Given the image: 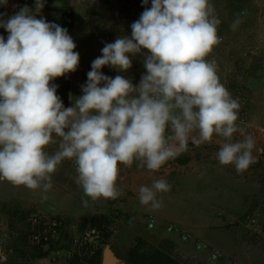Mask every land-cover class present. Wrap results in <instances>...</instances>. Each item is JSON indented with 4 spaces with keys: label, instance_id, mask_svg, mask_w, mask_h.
<instances>
[{
    "label": "clouds",
    "instance_id": "obj_1",
    "mask_svg": "<svg viewBox=\"0 0 264 264\" xmlns=\"http://www.w3.org/2000/svg\"><path fill=\"white\" fill-rule=\"evenodd\" d=\"M43 6L44 0H35L37 13ZM219 24L210 0H152L131 24V37L105 44L83 94L65 108L50 82L79 64L67 29L37 19L27 6L7 19L0 14V28L8 33L6 40L0 36V180L47 191L57 166L74 160L75 182L84 194L114 200L122 194L116 186L120 165L137 162L138 168L158 171L189 141L199 146L214 135L225 140L218 162L246 170L254 162L255 142L251 136L232 142L240 105L220 82L215 61L206 59L221 42ZM145 50L146 74L138 86L100 71H127L129 54ZM57 143L49 154L48 146ZM170 187L164 179L141 186L139 201L158 209L157 193Z\"/></svg>",
    "mask_w": 264,
    "mask_h": 264
},
{
    "label": "rangeland",
    "instance_id": "obj_2",
    "mask_svg": "<svg viewBox=\"0 0 264 264\" xmlns=\"http://www.w3.org/2000/svg\"><path fill=\"white\" fill-rule=\"evenodd\" d=\"M151 3L152 0H148L147 5L143 0H44L43 8L37 13L35 0H7L6 5L0 6V14L7 19L27 6L37 19L43 18L46 22L67 29L76 44L74 51L79 53V64L69 78L62 76L53 80L57 86L56 94L67 108L73 106L75 98L83 94L81 86L86 82L81 80L91 71L92 61L102 55L105 44L122 36L131 37V24L140 18L145 8L151 7ZM210 3L214 15L220 20L217 34L221 42L213 47L206 59L215 61L220 82L240 105L236 121L238 132L241 135L244 133L245 137L251 136L253 140L258 135L262 138L264 135L260 134V127H264V119L259 116L264 117V0H210ZM237 19L240 23L233 29L232 25ZM0 36L7 39L8 33L4 28H0ZM146 54V50L135 56L129 54L132 66L127 71L120 72L111 66H103L100 71L114 78L122 75L138 86L141 76L146 74L143 65ZM259 77L263 78L261 84ZM67 91L74 94L72 102L67 98ZM243 127L246 128L243 130ZM232 139H236L235 133ZM261 145L264 146V142L258 138L257 144H254L256 149H252V155L257 158L246 169L252 171L249 174L250 183H253V175L261 177L264 174V162L258 161H264V148L260 151L257 149ZM57 149L58 143L48 146L46 151L54 154ZM63 163H67L69 168H63ZM149 173L153 179L149 178L144 184L151 187L160 176L156 178L159 173L155 171ZM76 176L75 161L65 159L57 166L51 179L52 187L47 191L43 187L29 189L0 180V255L4 256H0V264H48L50 254L41 259L33 258L35 243L29 233L41 229L34 227L30 218L32 211L56 216L61 222V236L49 248L50 252L56 254L55 264L68 263L71 255L68 251L74 253L81 246L74 242V237L90 228L89 221L94 214L109 215L113 229L111 243L119 254L124 252L136 234L154 244H160L163 239H173L177 233L167 231L166 223L181 219L196 222L199 236L206 241L214 240L215 244H212L224 253L220 259L213 260L208 252L203 253L205 250H197L202 252L198 254L190 248H180L174 236L175 240L167 243L166 248L182 264H264L263 186L261 191H256L252 185L248 187L249 182L239 185L235 180H224L223 189L219 187V180L213 183L212 178L203 172L199 173L198 178H195L194 172L181 176L176 174L175 177L170 175L161 178L171 186L169 191L157 193L161 207L152 209L142 205L136 196L134 209L115 210L125 215L121 218L115 211H95L88 216L96 201L89 199L84 192L79 197L75 190L72 194L70 183L76 181ZM149 213L156 217L157 223L153 228L146 223ZM210 218L214 220L212 222L218 219L219 224L206 229L204 224H208ZM18 240L23 250L20 254L9 246L16 245Z\"/></svg>",
    "mask_w": 264,
    "mask_h": 264
},
{
    "label": "crops",
    "instance_id": "obj_3",
    "mask_svg": "<svg viewBox=\"0 0 264 264\" xmlns=\"http://www.w3.org/2000/svg\"><path fill=\"white\" fill-rule=\"evenodd\" d=\"M69 74L70 73H68V75H65L63 77L69 78L70 77ZM86 75H87V73H86ZM103 75L108 76L110 78H114V77L109 76L108 73H104ZM259 78H260L259 83L261 84L263 81V78H261V77H259ZM81 82H87V77L86 76L83 77ZM83 84L85 85L86 83H83ZM70 91H71V88H70ZM66 95H67L68 100L72 102L74 99V94H72V92L68 93V91H67ZM259 117L264 119L263 116H259ZM261 127H263V126H261ZM245 128L246 127H243V130ZM169 133L171 134L170 129H169ZM193 134L195 135V133H193ZM235 134H236V139H234V140L232 139V142L243 141L245 139L244 133H242V135H241V133L236 132ZM260 134L264 135V131H261ZM258 138L262 139L264 142V136L261 138V136L258 135L254 138L255 139L254 141L256 144L258 142ZM224 142H225L224 138H222L218 135H214L210 142L203 143L199 146H196L191 141H189L186 150L180 152L179 155H177L175 158L168 160L158 171H155V173L156 172L159 173V174H157L156 178H158L160 176L159 179H161V178L169 177L170 175H173V177H175L176 174H177V176H181V174H185V173L188 174L190 172H194L196 175L195 178H198L199 173L203 172L207 176L209 175V177L212 178L213 183H215V181L219 180V187L220 188H223L222 183L224 180L225 181L235 180V181H237V183H239V185H241V183H243V182H249L250 183L249 174L252 171L244 170L242 172H238L234 165L225 166V165H221L218 162L217 152L220 150V147ZM262 148H264V146H262V145L257 147V149L259 151ZM254 149H256V148L254 147ZM252 156L254 157V160H256L257 156L256 155H252ZM176 158L183 159V160L179 161ZM258 161H260L261 163L264 162V161L259 160V159H258ZM63 168H66V169L69 168L67 163H63ZM149 172L150 171L147 170L146 168H138L137 162H134L131 167H125L123 165H120L119 166V176H118V179L116 182V186H117V189L120 190L122 194L114 200L113 199H104V198L96 199L95 200L96 202H94V207L92 208V210L90 211L88 216L92 215L95 211H97V212H108V211H115V210L121 209V208L122 209H129V208L134 209L135 207L133 206V203H134L135 199H137L136 196H138L139 188L141 186H145L144 183L146 181H148L149 178L153 179V177L151 176V173H149ZM246 173L248 175H246ZM252 178H253V183H250L248 185V187L250 188L252 185L254 190H256V191L260 190L261 191V189H262L261 187L263 186L262 190H264V174L261 175V177H260V175H258L256 177L253 175ZM67 183H69V182H66V184ZM213 185L215 186V184H213ZM73 186L75 187V189L73 188ZM70 188H71L72 194L75 190V194L78 197L81 196L83 189L76 182L71 181ZM243 189H246V188L243 187ZM254 190H253V193L255 194ZM49 193H51V191ZM89 199H91V198H89ZM117 200H119L118 201L119 203H117ZM223 209H224V207H223ZM203 213H205V212H203ZM166 215H167V217H169L168 213ZM172 220L180 223L181 225H183L187 228L192 229L193 232L196 234L199 233V231H197V229H196L198 227V224L196 222L193 223L190 220H181V219L180 220L179 219H177V220L172 219ZM212 221H214V220H212V218H210V220L208 221V224L207 223L204 224L206 229L209 228L210 226L219 224V223L217 224L218 219L215 221L216 223L212 222ZM173 236H175L176 239L178 240L180 248H182V249L190 248L192 251H195L198 254L202 253L200 251H197L193 247L191 241H189V242L181 241L178 239L177 234H174ZM208 241L211 243L215 242L214 240H211V239H209ZM203 253H207V251H203ZM0 256L2 257L3 255H0ZM3 258H4V256H3ZM3 258H1V259H3Z\"/></svg>",
    "mask_w": 264,
    "mask_h": 264
},
{
    "label": "trees",
    "instance_id": "obj_4",
    "mask_svg": "<svg viewBox=\"0 0 264 264\" xmlns=\"http://www.w3.org/2000/svg\"><path fill=\"white\" fill-rule=\"evenodd\" d=\"M179 161L183 159L176 158ZM41 213V212H40ZM57 218L56 216H54ZM58 219V218H57ZM90 228L94 227L99 232V238L96 241H91L85 244H81L78 250L74 253H70V258L66 264H101L102 263V252L106 244L111 243V235L113 229L110 225L111 221L109 215L94 214L90 218ZM35 224V223H34ZM42 229L44 225L41 222L36 223L34 227ZM40 230H34L29 233L31 240L35 243L34 259L45 258L49 255V248L54 246L58 238L61 236L51 237L49 240L40 238L38 242L32 239V235ZM61 234V233H60ZM175 240V237L173 236ZM173 239H163L160 244H154L140 234H136L133 241L125 247L124 252L119 254L116 250L115 253L121 257L124 264H182L181 260L175 256L169 249L166 248L167 243L173 242ZM20 240L16 241L15 244L9 245L11 249L16 253L20 254L23 250L19 247ZM67 249L69 246H66Z\"/></svg>",
    "mask_w": 264,
    "mask_h": 264
},
{
    "label": "built area",
    "instance_id": "obj_5",
    "mask_svg": "<svg viewBox=\"0 0 264 264\" xmlns=\"http://www.w3.org/2000/svg\"><path fill=\"white\" fill-rule=\"evenodd\" d=\"M50 83L54 84V81H51ZM134 86H137V83H135ZM260 130L264 131V127H260ZM168 134L170 135L169 131H168ZM116 214H118L121 218L125 217L124 214L119 213L118 211H116ZM30 218L33 223L38 224L39 222H41L42 225H44L40 231H36L32 235V239L35 242H38L40 238L49 240L51 237H54V236L57 237L60 235L61 222L54 216L53 217L46 216L40 212L32 211L30 212ZM128 220H129V217H127V221ZM146 223L149 228H153L157 223L155 215L152 213H149L146 216ZM166 230L176 232L181 241H185V242L191 241L193 247L196 250L207 251L210 258L213 260H218L222 256H224V253L218 247H216L209 241H206L201 236L197 235L192 230L186 228L180 223L169 221L166 223ZM98 238H99L98 230L94 227H91V228L81 231V233L75 236L73 240L76 244L81 245V244H85L91 241H96ZM68 253L70 254L71 252L68 251ZM49 254H50L49 255L50 260L48 264H55L56 254L54 252L53 253L50 252ZM231 264H235V263H231Z\"/></svg>",
    "mask_w": 264,
    "mask_h": 264
},
{
    "label": "water",
    "instance_id": "obj_6",
    "mask_svg": "<svg viewBox=\"0 0 264 264\" xmlns=\"http://www.w3.org/2000/svg\"><path fill=\"white\" fill-rule=\"evenodd\" d=\"M124 261L115 253L114 249L108 243L104 246L102 252L101 264H123Z\"/></svg>",
    "mask_w": 264,
    "mask_h": 264
}]
</instances>
